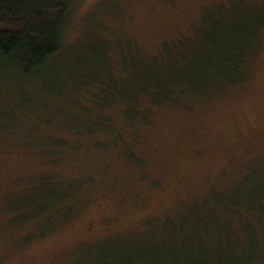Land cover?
<instances>
[{
	"label": "rangeland",
	"instance_id": "obj_1",
	"mask_svg": "<svg viewBox=\"0 0 264 264\" xmlns=\"http://www.w3.org/2000/svg\"><path fill=\"white\" fill-rule=\"evenodd\" d=\"M263 16L264 0H73L58 66L101 62L102 38L118 77L121 50L157 58L181 37L205 43L215 23L220 34L251 31ZM258 41L241 81L174 103L145 99L146 119H126L120 103L94 110L84 91L72 92L82 108L68 104L48 85L60 74L26 80L0 67V264H264V221L250 226L254 246L242 227L258 217L246 195L257 189L252 171L264 170V29ZM89 111L110 127L78 133ZM49 142L59 143L55 165L43 156ZM42 171L73 181L62 204L72 215H19L20 195ZM232 189L238 201L214 198ZM212 218L233 220L234 251ZM151 232L163 236L158 244Z\"/></svg>",
	"mask_w": 264,
	"mask_h": 264
},
{
	"label": "trees",
	"instance_id": "obj_2",
	"mask_svg": "<svg viewBox=\"0 0 264 264\" xmlns=\"http://www.w3.org/2000/svg\"><path fill=\"white\" fill-rule=\"evenodd\" d=\"M72 1L0 0V67L17 73L26 80L41 77L44 79L45 76L52 78L53 73L60 74L59 83H53L49 78L48 84L53 86L59 99H64L68 104H79L80 109L83 107L82 101L72 92L84 91L89 95L85 101L92 103L94 110L102 111L120 103L123 115L131 120L146 119L148 108L141 103L145 99L155 104L163 101L174 103L181 95L215 94L216 91L219 93L229 85L241 81L256 50L259 34L264 29V24H261L255 25L257 27H253L251 31L238 29L236 32L220 34L221 25L215 23V27L213 26L206 36L205 43L201 42V36L200 40L196 36L181 37L170 45L163 44L160 48L161 57L157 58L147 57L142 51L140 53L138 48L127 49V55L121 50L119 62L122 75L114 77L105 56L106 46L102 38L97 40L102 44L100 50L104 54L103 58L99 56L101 62L97 58H85L76 59L74 63L66 62L62 67L58 66ZM251 22L254 20L251 19ZM183 66L188 70L187 79L179 74V78L173 79L169 73L179 71ZM162 75L166 78H159ZM90 114L89 111L90 118L76 129L80 130L78 133L110 127L107 120L99 116L92 117ZM58 145V142H49L43 150V156L53 163L50 165L57 163V153L53 150L60 148ZM130 149H126V154L134 157L135 152ZM254 173L257 189L251 190L246 199L254 197L255 201L251 206H247V211L252 210L251 213L258 217H245L242 225L249 243L253 246V237L248 233L251 231L250 226L254 219L260 218V221H264V170H254L252 174ZM33 181L34 183L20 195L23 204L18 207L20 216L25 217L26 209L29 214H34L33 218L48 213L49 221L55 214H73V206L65 211L62 205L70 194L68 191L71 192L67 187L73 181L63 179L55 171H42ZM214 198L235 202L241 195L237 189H232L224 193L217 192ZM232 221L212 218L208 224L211 230L218 228V234L230 238L228 244L234 251L237 241L234 239V242L230 243L234 238ZM162 237L161 234L151 232L148 239L158 244V239ZM190 238L191 236L188 237Z\"/></svg>",
	"mask_w": 264,
	"mask_h": 264
}]
</instances>
